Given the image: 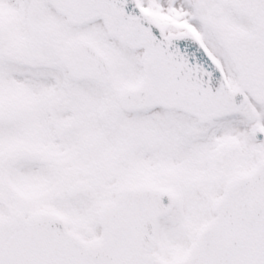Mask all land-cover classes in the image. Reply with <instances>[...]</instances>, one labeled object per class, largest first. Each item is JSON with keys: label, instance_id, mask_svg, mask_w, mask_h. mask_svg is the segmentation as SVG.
<instances>
[{"label": "snow or ice", "instance_id": "obj_1", "mask_svg": "<svg viewBox=\"0 0 264 264\" xmlns=\"http://www.w3.org/2000/svg\"><path fill=\"white\" fill-rule=\"evenodd\" d=\"M0 264H264V0H0Z\"/></svg>", "mask_w": 264, "mask_h": 264}]
</instances>
